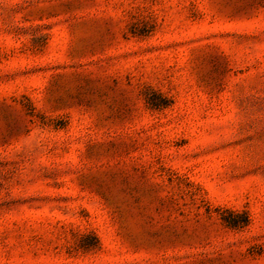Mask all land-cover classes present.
Here are the masks:
<instances>
[{
	"label": "rangeland",
	"instance_id": "rangeland-1",
	"mask_svg": "<svg viewBox=\"0 0 264 264\" xmlns=\"http://www.w3.org/2000/svg\"><path fill=\"white\" fill-rule=\"evenodd\" d=\"M0 264H264V0H0Z\"/></svg>",
	"mask_w": 264,
	"mask_h": 264
}]
</instances>
